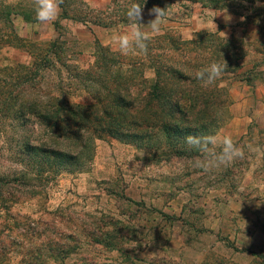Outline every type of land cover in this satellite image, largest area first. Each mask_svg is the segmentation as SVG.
Wrapping results in <instances>:
<instances>
[{
	"label": "rangeland",
	"instance_id": "obj_1",
	"mask_svg": "<svg viewBox=\"0 0 264 264\" xmlns=\"http://www.w3.org/2000/svg\"><path fill=\"white\" fill-rule=\"evenodd\" d=\"M77 1L83 12L103 11L111 4V0ZM257 5L264 9L262 2ZM21 12L31 23L18 16ZM61 13L55 21L40 23L32 0H0V41L6 40L9 21L24 39L42 45L61 34L66 58L59 61L57 72L43 74L45 79L30 92L32 96L64 94L74 103L95 104L94 92H79L73 69L93 66L96 39L118 54L124 65L146 61L144 54L121 55L112 37L126 27L82 25L61 19ZM171 17L159 34L172 30L191 40L197 32L222 27L224 36L246 40L252 48L245 69L256 67L264 77V50L259 51L264 45V16L254 25L233 11L183 2L172 9ZM154 18L147 10L142 24L147 26ZM202 18H214L216 26H201ZM14 62L31 65L33 59L13 48L0 51V68ZM140 68V76L152 84L154 72L145 63ZM253 86L241 81L231 85L229 120L217 138L231 137L244 156L227 165L203 173L193 166L197 160L159 161L152 152L101 135L95 140L92 160L80 170H62L52 181H33L35 189L15 190L18 203H8L12 195L5 194L0 237L8 244L6 264L21 259L24 264H264V91L257 93L264 79ZM45 138V129L35 119L26 123L0 119V178L24 169L16 155L31 143L41 145ZM220 150L218 146L216 151ZM228 173L233 178L221 181ZM33 191L38 195L32 197Z\"/></svg>",
	"mask_w": 264,
	"mask_h": 264
},
{
	"label": "trees",
	"instance_id": "obj_2",
	"mask_svg": "<svg viewBox=\"0 0 264 264\" xmlns=\"http://www.w3.org/2000/svg\"><path fill=\"white\" fill-rule=\"evenodd\" d=\"M77 2L64 0L60 5V18L111 29L127 25L126 12L131 3L140 4L144 13L154 6L165 8L175 1L111 0L106 10L97 12L87 8L86 12L80 11ZM185 2L204 9L233 11L246 21H253L254 25L258 24L256 18L264 16V9L257 5L264 4L263 0H242L243 4L237 0ZM21 15L27 22L32 21L28 15L22 12ZM171 18L170 14L168 20ZM9 23L6 40L0 41V51L4 48L24 51L32 57L33 63H14L12 67L0 68V119L10 117L25 123L35 119L45 129L47 139L41 145L25 146V150L16 155L24 169L13 177L0 178V204H5L8 192L12 195L8 203H18L13 192L27 187L35 189L32 185L35 180L52 181L62 170H80L92 160L95 140L101 135L152 152L159 161L203 159L204 154L185 143V138L189 135L217 137L229 120L231 85L241 81L254 87L256 80L264 79L257 74L256 67L245 69L252 47L244 39L224 36L222 27L216 32H197L191 40H184L172 30H163L152 38L144 54V63L155 74L152 84L140 76L144 63L128 65L130 68L124 73L125 65L119 55L96 39L93 66L85 71L73 69L79 92H94L95 104L74 103L64 94L32 96L30 92L44 81L43 74L57 72L61 66L59 61L66 58L61 34L57 40L42 45L20 37L12 22ZM56 29H61L58 24ZM263 50L261 43L259 51ZM224 61L227 67L223 74L207 87L195 79L197 70ZM62 67L71 68L70 65ZM233 175L228 173L221 181L226 182ZM31 194L32 197L38 195L36 191ZM7 261L8 244L0 237V264ZM24 261L21 259L18 264Z\"/></svg>",
	"mask_w": 264,
	"mask_h": 264
},
{
	"label": "clouds",
	"instance_id": "obj_3",
	"mask_svg": "<svg viewBox=\"0 0 264 264\" xmlns=\"http://www.w3.org/2000/svg\"><path fill=\"white\" fill-rule=\"evenodd\" d=\"M63 2L64 0H32L36 20L40 23L55 21L60 12V5ZM183 2L185 0H177L175 4L165 8L154 6L149 10V15H154L155 18L150 20L147 26L141 23L143 19V7L138 3L129 4L126 12L128 20L125 26L126 30L116 32L112 37L113 41L119 46L121 55H146L149 42L155 35L161 32L162 25L167 23L172 9L179 7ZM200 23L201 26L205 24L216 26L214 18L211 20L202 18ZM145 28L150 29V31H145ZM127 67L129 66L125 65V68ZM226 67V61L223 63L213 62L207 68L197 70L194 73L195 79L200 81L202 86L207 87L223 74ZM185 143L204 154V158L198 159L193 165L203 173H208L214 167L227 165L232 160L243 158L244 156L242 147L237 146L229 136L218 139L215 135H189L185 138ZM218 146L221 148L219 152L216 151Z\"/></svg>",
	"mask_w": 264,
	"mask_h": 264
},
{
	"label": "crops",
	"instance_id": "obj_4",
	"mask_svg": "<svg viewBox=\"0 0 264 264\" xmlns=\"http://www.w3.org/2000/svg\"><path fill=\"white\" fill-rule=\"evenodd\" d=\"M86 1V0H85ZM60 10H61V8H60ZM146 12V11H145ZM144 12V13H145ZM144 13H143V16H144ZM18 16H20L26 23H31V22H27L26 20H25V18H24V16H22L21 14H18ZM61 16V15H60ZM69 21H72V22H74L75 23V21H73V20H69ZM82 24V23H81ZM82 25H84V24H82ZM90 26H92V25H90ZM15 27V26H14ZM55 27V26H54ZM95 27H97V26H95ZM99 28H102V27H99ZM16 29V28H15ZM57 30V29H56ZM17 31V30H16ZM17 33H18V31H17ZM19 34V33H18ZM20 37H22L21 35H19ZM23 38V37H22ZM19 51H21V50H19ZM14 63H21V62H14ZM22 64V63H21ZM263 92L264 91V86H262L259 90H257V93L258 92Z\"/></svg>",
	"mask_w": 264,
	"mask_h": 264
}]
</instances>
